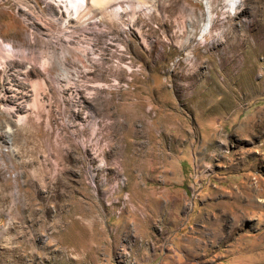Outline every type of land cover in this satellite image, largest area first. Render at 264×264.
<instances>
[{"label": "rangeland", "instance_id": "374dc122", "mask_svg": "<svg viewBox=\"0 0 264 264\" xmlns=\"http://www.w3.org/2000/svg\"><path fill=\"white\" fill-rule=\"evenodd\" d=\"M74 1L0 0V264H264V0Z\"/></svg>", "mask_w": 264, "mask_h": 264}, {"label": "bare ground", "instance_id": "6f19581e", "mask_svg": "<svg viewBox=\"0 0 264 264\" xmlns=\"http://www.w3.org/2000/svg\"><path fill=\"white\" fill-rule=\"evenodd\" d=\"M55 1L57 2L56 6L59 7L60 10L62 9L63 12H65L67 14L66 16L68 17L70 15L69 12L72 10L71 6L74 4L75 1L74 0H55ZM83 1L86 2L87 0H83ZM109 1H111V0H88V4H86V6L83 10H90L91 13H94V12L104 13L106 10L107 4L110 3ZM229 1L233 3L235 0H229ZM206 4L208 5L209 1H205V5ZM80 7L81 6L78 5V9H76V11H75L76 13L78 12ZM206 7L209 8L208 6H206ZM122 12H123V10H121V7L119 6L118 8H116L114 10V15H116L118 17L120 15V13H122ZM210 18H211V15L209 13V16H208L209 22H210ZM75 21H77V20H75ZM20 121L24 122V118L20 119Z\"/></svg>", "mask_w": 264, "mask_h": 264}]
</instances>
